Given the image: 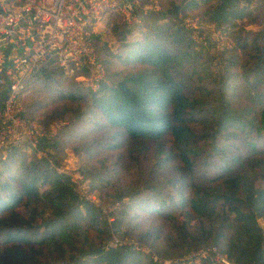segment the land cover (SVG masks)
Segmentation results:
<instances>
[{"label":"trees","instance_id":"obj_1","mask_svg":"<svg viewBox=\"0 0 264 264\" xmlns=\"http://www.w3.org/2000/svg\"><path fill=\"white\" fill-rule=\"evenodd\" d=\"M239 1L199 4L207 23L226 29L251 17L239 8ZM197 4L172 3L163 16H185ZM153 15L146 27L134 32L114 27L116 51L121 52L108 50L110 83H101L96 92L79 87L60 94L77 107V115L80 103L88 102L84 116L89 130L79 139H91V144L84 150L88 163L81 172L96 162L105 168L108 159L98 161L96 156L118 150L120 141L135 147L156 144L163 154L161 165L180 172L179 186L169 201L157 195L139 199L141 192L127 188L131 200L117 212L112 225H120L125 216L127 224L140 230V242L153 237L152 244L158 239L164 243V256H180L209 241L234 264H264V231L257 223L264 218V188H256L254 182L257 168L264 169V143L252 137L253 132L264 136V30L250 44L237 42L233 49L219 53L220 59H230L216 76L207 67L214 56L197 53L185 29L153 23ZM96 40L95 35V44ZM238 48L245 51L252 68L240 61L234 52ZM62 75L61 68H43L29 88L37 89L39 82L46 87L59 84ZM24 110L31 119L25 103ZM73 110L61 108L48 117ZM246 128L250 132L245 135ZM64 129L51 140H41L39 147H60ZM96 132L102 140L93 138ZM25 155L15 149L1 163L0 264H142L124 246L105 247L109 226L105 220L99 226L98 210L79 200L67 176L49 168L44 159L32 156L25 161ZM106 175L107 171L97 169L89 177L105 187L110 180ZM123 195L120 192L117 200ZM134 208L139 209L136 214Z\"/></svg>","mask_w":264,"mask_h":264},{"label":"rangeland","instance_id":"obj_2","mask_svg":"<svg viewBox=\"0 0 264 264\" xmlns=\"http://www.w3.org/2000/svg\"><path fill=\"white\" fill-rule=\"evenodd\" d=\"M141 1V6L137 9L139 23L127 25L123 23L120 18L111 17L106 22H103V24L97 29V40L95 44L96 53L102 64L104 75L101 82L97 84L96 87L92 89L88 88L80 81L68 79L70 77L66 76L65 74L59 77V84L46 87L41 85L39 82L37 83V89H35L36 87L31 86L29 89L30 93L27 96L26 102H24L27 114L32 116L33 119H31L40 125L43 124L36 120H41L44 123L49 122L47 125L58 122L57 124L59 125V128L57 134L62 127H65L64 132H66V135H64L63 139L62 135H59V139L61 140L60 147L58 146V148L55 149L40 148L43 150L44 155H37V153H31L27 150H19L20 152L22 151L26 154L24 158L25 161H28L32 156H34L38 159L46 160L48 167L51 168L48 162V160H50L52 163H54V166L62 169L63 172L66 173L61 174L69 175V179L73 178L74 176H80L82 178V188L84 189L79 188L80 183L76 182L77 184H75L72 179H70V181L74 184L75 192H79L81 190V193H83L85 197L93 199L96 202L95 204H90L98 210L101 223L99 226L101 227L104 220L109 226V237L104 240L106 248H108V244L111 243L114 238H119L121 243L133 241L138 245L143 246L146 250L149 249L152 254L157 255L161 259L171 260L173 264H182L180 260H184L189 256L196 255L204 249H209L214 246L218 249V247L207 241L197 248L182 252L183 255L164 256V252L161 253L164 243L160 242L161 240L158 239L154 244H152L153 237H148V242L145 240L140 242V230H135L133 229V225L131 227L129 224H127L128 218L125 216L121 217L122 221L120 222V225H112L114 221L109 223V220H115V218L118 217L117 212L122 210L124 206L130 202V192H126L127 188H131V191L137 190L141 192L142 195H140L139 199L143 197L150 198L152 195H157L158 197H162L164 201H169L171 200L169 199V196L174 194L175 187L179 186V182L181 181L180 172L177 169H172L170 167H164L161 165L163 154H160L159 148L156 144L144 142L143 144L137 145L135 147L134 143L132 142L120 141V147L118 150H104L101 152V156H96L98 161L103 158L108 159V162L104 166L105 168L101 167L99 163L96 162L93 168H86L84 173H82L81 170H83L84 166L88 163V156L84 150L87 148L88 144H91V139H87L90 140L89 142L79 139L83 132H87L89 130L87 125H90V123L85 119L86 116H84L88 112V102L80 103V110L78 112L80 114L77 115V112H75L77 107H75L74 104H71L69 100L60 98V94L62 90L66 91L65 89H67L68 91L73 92L79 87L88 90V92H96L99 90L101 83H110L105 60H109L108 50L116 51L119 44L116 39V35L114 34V27L120 26L118 27V31L130 29L131 32H134L141 27H146V21L148 24L151 22L149 19L151 18L152 14L155 16L154 20H152L153 23H171L176 28L181 27L185 29L189 38L193 40L197 53L199 52L202 54L205 52L204 54L206 56L208 54H210V56L212 55V57L214 56L213 59L208 60L207 67L212 73L218 76L221 74V71L224 70L225 66H227L228 59H230H220L218 54L222 51H226V49H233L237 42L250 44L253 36L256 33L262 32L264 30V0H240L239 8L251 13V17L237 20L234 22V25H227L226 29L224 27H216L207 23L206 17L204 16V9L200 4V6L197 4V8L193 10L188 9L185 12V16L183 14H178L175 17L171 16L170 14L166 16L163 15L166 13V11L171 9L172 3L180 4L186 0ZM150 5L157 7L158 10L144 9V6ZM184 24L191 28H186ZM234 52L240 56L241 62H247L248 68L253 67L252 61L248 58V56L245 55L244 50L238 48L234 50ZM53 90H55V92ZM61 108H70V110H74L65 111L61 115L57 117H51L49 119L48 116L53 115L55 112L59 113ZM248 132H250V128H246L244 134L246 135ZM67 135L72 139H65V136ZM252 137L257 141L264 143V136H259L257 133L253 132ZM93 138L102 140L103 137L100 136L99 132H96ZM68 140H73V142H68ZM2 162L3 161H0V168L2 167ZM10 165L12 168L15 166L14 164ZM97 169L99 172L107 171L105 178L108 180L110 178V180L106 181L107 184L105 187H101L99 183L93 184L91 178L89 177V174L97 171ZM254 182L256 188H264V169L261 170L257 168ZM93 185H96L97 188H93ZM146 185H151L152 189L147 190ZM120 192L122 194L124 193L123 198L121 200H117L116 196L119 195ZM79 200L81 199L79 198ZM112 207L117 208L112 210ZM134 210L135 214L139 211L138 208H134ZM19 211L21 213L27 214V212L23 209H20ZM107 213L109 215H107ZM257 223L263 228L264 231V218L260 217L257 220ZM154 225L156 226L155 222ZM132 253L134 255H138L142 259V264H155L150 255L147 256L141 252ZM67 257H64V260L67 261ZM206 257H209L210 260H212L211 258L215 259V255L207 254Z\"/></svg>","mask_w":264,"mask_h":264},{"label":"built area","instance_id":"obj_3","mask_svg":"<svg viewBox=\"0 0 264 264\" xmlns=\"http://www.w3.org/2000/svg\"><path fill=\"white\" fill-rule=\"evenodd\" d=\"M190 1L199 4L205 0ZM141 3V0H0V161L15 149L44 155L40 141L51 140L57 134L58 122L43 126L25 116L24 100L31 80L43 68L53 67L63 69L66 76L88 88L96 87L104 75L95 53L97 29L111 17H118L127 25L139 23L137 9ZM144 9L158 10L152 5ZM85 70L86 75L82 74ZM48 162L56 173H64L52 161ZM70 179L84 189L80 176ZM76 194L83 201L96 203L81 190ZM120 246L150 255L155 264H173L133 241L121 243L114 238L108 244V248ZM207 254L215 255V259L210 260ZM180 261L234 264L215 246Z\"/></svg>","mask_w":264,"mask_h":264}]
</instances>
